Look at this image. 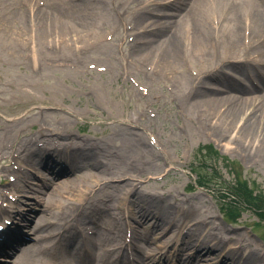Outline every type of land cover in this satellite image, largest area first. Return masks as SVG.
<instances>
[{"label":"rangeland","instance_id":"374dc122","mask_svg":"<svg viewBox=\"0 0 264 264\" xmlns=\"http://www.w3.org/2000/svg\"><path fill=\"white\" fill-rule=\"evenodd\" d=\"M186 1L0 0V215L16 192L29 191L25 219L33 218L37 197L44 207L56 204L42 231L53 241L60 233L75 236L76 248L99 241L106 216L124 218L122 232H105L108 264H146L142 257L152 263L157 257L145 256L141 243L168 248L163 264H177L173 247L180 244L189 249L182 264L209 256L264 264V220L228 192L249 190L264 201V27L252 30L243 12L234 52L221 57L209 44L200 50L184 24ZM214 2L203 20L216 38L238 0H223L220 9ZM44 19L64 22L65 36L54 25L41 29ZM177 28L178 57L162 62L148 45ZM46 155L59 167L82 166L54 175L82 170L94 181L53 201L52 183L41 185L52 173L42 165ZM98 165L103 172L93 170ZM146 215L144 230L135 220ZM23 229L27 242L35 241L30 225ZM41 235L35 247L45 245ZM203 244L215 254L194 257ZM66 247L39 248L31 264H69ZM87 260L80 253L76 261Z\"/></svg>","mask_w":264,"mask_h":264},{"label":"bare ground","instance_id":"6f19581e","mask_svg":"<svg viewBox=\"0 0 264 264\" xmlns=\"http://www.w3.org/2000/svg\"><path fill=\"white\" fill-rule=\"evenodd\" d=\"M189 1V0H188ZM188 1H186L188 3ZM211 0H192V2L188 3L186 5V9L185 12L186 14H184V24L187 25L188 29H190V31L188 32L191 39H192V45L194 47H196L197 49H202L203 46H206L207 44H209L211 46V48L217 53L220 54L222 53L221 57H224L226 54L234 52L237 48H238V44L236 45V43H238V40L241 36V34L243 33V25H242V20H240V15L244 12V14L246 15V13L248 12L251 16L252 21H250L251 23V28L252 30H256L257 28H261L264 27V2H260L258 0H238V2H236L233 6L227 8V10L225 11L226 14V25L224 26V30H222L220 32V34L218 36H216V38L212 37L211 33L209 34L208 32V24H206V21L203 20V16L205 18H207V12L208 9L211 7L210 6V2ZM222 1L223 0H215L214 2V6L218 9H220L222 7ZM226 1V0H225ZM225 3V2H224ZM221 5V7H220ZM42 23L39 25V27L42 29H46V28H50L52 29V25L57 26L59 28L60 31H63V35L65 36L66 34V30L67 27L64 25V22L61 23H54V21H47ZM244 22V21H243ZM22 24V23H21ZM180 26L182 27L184 24L179 23ZM5 25V24H4ZM184 25V26H185ZM5 27V26H4ZM7 27H11V25L9 26V24L6 23V28ZM21 26H19L17 29H20ZM20 31V30H19ZM179 33V29L177 28L174 33L167 37V41H159L158 39H156L155 44H151L152 42L149 43L148 48H150L152 51H158L160 50V61L165 62V61H173L175 60L178 55H177V43H178V36ZM156 38L157 35L155 33ZM154 36V38H155ZM17 37L14 36V38ZM153 38V39H154ZM18 40V39H17ZM13 43V42H12ZM165 44V46H163L161 49V45ZM14 46H16V43H13ZM152 45V46H151ZM155 47H154V46ZM154 47V49H153ZM232 67L236 68L238 67L236 64L233 65ZM214 100V99H213ZM216 100V99H215ZM238 101H236L235 103H237ZM218 103V101H210L209 104L211 106H214V104ZM234 103V104H235ZM235 105H244V101H239V103L235 104ZM230 112L232 114L235 115V113L238 112L237 108H231ZM219 121H221V118L219 119ZM44 152V151H43ZM42 153V152H41ZM43 154V153H42ZM47 156V155H46ZM46 161L47 163L44 166V168H46V171H51L54 174L57 175H65L68 173V171L71 170V168L75 169L77 168H82V166L78 165L77 163H74L76 165H73V163L71 164L72 166H70L69 163H65L64 166L66 168L63 167H59V165L57 164H53L52 163V159H49V157H46ZM54 162H56V158L54 157L53 159ZM78 165V166H77ZM97 166V165H95ZM95 169V170H94ZM94 171H98V173H101L103 171L102 167H100L98 165V168L93 167ZM54 175L56 177V179L54 178V176L52 175L50 179L51 181V187H50V192L54 195L53 197V201H59L60 202V198L59 197H64L65 194L67 193V191L69 189H72V186L75 187V189H78L82 192V188H87L88 183L91 181H94V176L91 175H87L84 171L82 170H78V172L74 173V174H70V176H57ZM86 176H90L92 178H89ZM62 177V178H59ZM125 178V175L123 174V177L121 179V181H123ZM49 181L47 180V183ZM47 183H41V185H47ZM37 184V183H36ZM32 188V187H31ZM136 189L132 190V194H134ZM138 193V192H136ZM86 195V193L83 195V197L80 198L81 194L78 195L79 200H83L84 196ZM29 191L28 194L25 196H20L19 198H25L26 200L29 198ZM28 201V200H27ZM24 201V202H27ZM80 201V202H81ZM56 206V204H52L50 203L49 205H47V207H40L38 204V208L40 207L41 212H37L34 215H30L33 218L27 219V224H25L23 226V228H27L29 225L31 227V233L32 236L34 237L33 242H27V240L24 241V238L21 235H17L16 237V241L14 242H10L7 243V247H11L13 250H15L19 245H20V250H19V255H16L15 259H14V263L13 264H31L34 257L31 254H35V250L39 249V248H46V245L50 246V249H52L53 251H55L56 249H58L65 241V244L68 245V247H66L67 253L72 254L71 255V259L69 260V264H79L76 260L79 259V255L80 253L84 254L85 257H87V263H90V260H92L93 262H91V264H108V259H107V255L109 253V251L105 250V244L108 243L107 241V237H106V231H112L113 233H120L123 231L124 229V224L121 223L120 219L121 217L117 218L116 215H110L113 216V218H106L103 220V222L100 225V229L103 232L102 237L99 239V241H92L89 242L87 245H89V248L91 250V253H87L85 250H81L80 247L74 242L75 240L73 239V237L70 234H65V233H60L58 235V237H56V241L52 240L53 237V233L50 232H43L42 229L49 225L48 221H47V217L45 216V214H51L54 207ZM24 209V208H21ZM42 212L44 213L43 215ZM147 217V219L145 218H140L139 220H135V223L143 228H147L148 225V215L144 216ZM122 220L124 218H121ZM31 223V224H30ZM32 225V226H31ZM123 225V226H122ZM36 226V227H35ZM135 229V228H134ZM149 230L153 229L151 228V224L149 225ZM159 229L158 227V223L154 224V230ZM22 230V228H21ZM25 230V229H24ZM137 230L136 234H140V230L139 229H135ZM41 232V236L43 237V240H41L40 243H45V245L41 247V245H39V247H35V244H37V234H40ZM160 232V231H159ZM169 234V233H168ZM29 244L26 249L22 248L25 244L27 243ZM120 243L123 244L124 242L122 240H120ZM75 244V245H72ZM126 244V243H125ZM143 246V244H141ZM122 246V245H121ZM159 248L161 249L162 246L160 244H158ZM120 247V246H119ZM140 247V245H139ZM182 249H179L178 251V255L176 257V263L177 264H182L186 261V253L189 250L188 248H186V250L183 251V246H181ZM10 248V249H11ZM158 247H156L155 250H147L145 251L144 255L148 256L150 254L153 255H157L158 253H160ZM2 251H6L5 249H2ZM215 249L214 247H211V245H204L201 248H198L196 250V253L194 255L195 256H200L203 252L208 253V256L210 254H215ZM185 253V254H183ZM188 254V253H187ZM90 259V260H89ZM216 257L213 256H209L208 260H206V262L204 261H198V264H222L224 262H227L229 260H232V257L230 258H225V256L223 258H220V260H215ZM2 262L5 263L7 261V259H2ZM13 261V259H12ZM11 261V263H12ZM89 261V262H88ZM246 261L245 264H255L252 262V260L248 257H246ZM86 261H82L81 264H87ZM147 264H151L150 262L146 261ZM230 263H233L232 261H230ZM2 264V263H0ZM42 264H52L51 262H49V260H47L46 262H42ZM244 264V263H243Z\"/></svg>","mask_w":264,"mask_h":264},{"label":"trees","instance_id":"16d2710c","mask_svg":"<svg viewBox=\"0 0 264 264\" xmlns=\"http://www.w3.org/2000/svg\"><path fill=\"white\" fill-rule=\"evenodd\" d=\"M199 184L202 185L203 183L199 182ZM229 191H231L233 195L238 198L240 206H249L253 208L255 212H257V215L264 220V201L260 197H253L251 192H247L249 190H245V192H243L231 189Z\"/></svg>","mask_w":264,"mask_h":264}]
</instances>
